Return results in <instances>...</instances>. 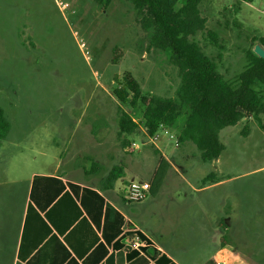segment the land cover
Instances as JSON below:
<instances>
[{"label": "rangeland", "instance_id": "obj_1", "mask_svg": "<svg viewBox=\"0 0 264 264\" xmlns=\"http://www.w3.org/2000/svg\"><path fill=\"white\" fill-rule=\"evenodd\" d=\"M199 8L214 37L202 31L193 39L223 77L234 81L246 64L245 52L264 36V0H202ZM169 56L168 49L147 48L145 32L125 0L107 5L95 0H0V107L10 126L0 140V243L13 238L31 174H64L97 184L113 165H123L125 175L114 187L118 191L124 181L150 179L157 149L169 158L167 150H174L183 118L174 127L160 128L153 142L140 128L119 138V112L139 123L143 106L137 102L132 107L114 95L115 79L130 72L143 96L174 98L180 78ZM260 125L264 113L246 115L219 131L224 145L220 177H236L213 191L221 194L224 207L240 213L236 237L264 251ZM131 142L137 147L125 153ZM175 149L172 162L178 173L188 177L213 171L212 162H203L192 142ZM92 160L102 166L98 174H86ZM4 253L0 259L8 256Z\"/></svg>", "mask_w": 264, "mask_h": 264}, {"label": "crops", "instance_id": "obj_2", "mask_svg": "<svg viewBox=\"0 0 264 264\" xmlns=\"http://www.w3.org/2000/svg\"><path fill=\"white\" fill-rule=\"evenodd\" d=\"M139 130L146 135L142 127ZM175 148L167 150L169 158L157 149L150 179L132 178L118 191L116 182L112 189L101 191L98 183L84 184L64 174H31L13 238L0 243V254H8L0 264H154L127 249L122 234L128 228L141 232L158 257L174 264H204L219 254L226 264H264V251L233 233L240 213L224 207L221 194L213 191L236 176L220 177L219 157L212 161L209 173L195 171L188 177L178 173L172 162ZM133 150L130 145L124 148L128 154ZM160 158L169 168L159 191L154 196L148 192L140 202H128L127 184L146 181L150 185ZM125 171L123 166L121 178Z\"/></svg>", "mask_w": 264, "mask_h": 264}, {"label": "trees", "instance_id": "obj_3", "mask_svg": "<svg viewBox=\"0 0 264 264\" xmlns=\"http://www.w3.org/2000/svg\"><path fill=\"white\" fill-rule=\"evenodd\" d=\"M95 1L107 5L111 0ZM125 1L132 6L134 20L145 32L147 48L170 51L169 62L177 69L180 84L174 98L143 96L140 85L130 72H124L116 78L115 97L122 103L129 102L132 107L137 102L143 106L139 123L128 113L119 112L118 137L133 134L140 127L151 137L161 127H174L183 118L178 131V142H192L199 150L203 162L216 160L224 149L218 135L221 129L234 126L246 115L258 117L264 113V59L258 57L252 49L247 50L243 69L234 81L226 80L217 70L214 60L193 39L202 31L209 38L214 37L206 29V19L200 12L202 0ZM239 1L251 3L253 0ZM257 40L264 50V36ZM260 127L264 129V126ZM9 129V121L0 107V140L7 136ZM121 145H125L124 140H121ZM168 168L169 164L160 158L150 183V195L154 196L159 191ZM101 170L102 166L92 160L86 174H98ZM122 176L123 166L113 165L100 178L97 189H112ZM210 176L209 174L207 178ZM91 192L98 196L95 191ZM133 236H137L143 246L137 249L127 246L128 250H132L131 254L143 255L146 260H153L154 264H174L165 256L158 257L157 252L151 249L150 241L136 229L128 228L122 234V239L130 240ZM204 264H214V261L209 260Z\"/></svg>", "mask_w": 264, "mask_h": 264}, {"label": "built area", "instance_id": "obj_4", "mask_svg": "<svg viewBox=\"0 0 264 264\" xmlns=\"http://www.w3.org/2000/svg\"><path fill=\"white\" fill-rule=\"evenodd\" d=\"M63 6L65 7L66 5H63ZM143 131L146 134L144 128H143ZM156 133L151 137L146 134L147 137L151 139V142H153L156 139ZM170 138H173V136L170 135ZM130 147L132 150L135 149L136 148L135 143H131ZM149 188H150V185L146 181H131L127 184L125 188V198L130 203L140 202L147 197ZM127 242H128V245L131 246L133 249H137L138 247L143 246V243L138 239L137 236H133L130 240H127ZM213 261H214V264H226L225 260L220 254Z\"/></svg>", "mask_w": 264, "mask_h": 264}, {"label": "water", "instance_id": "obj_5", "mask_svg": "<svg viewBox=\"0 0 264 264\" xmlns=\"http://www.w3.org/2000/svg\"><path fill=\"white\" fill-rule=\"evenodd\" d=\"M254 53L260 57L264 59V50L263 48H261L259 45H256L253 49Z\"/></svg>", "mask_w": 264, "mask_h": 264}]
</instances>
